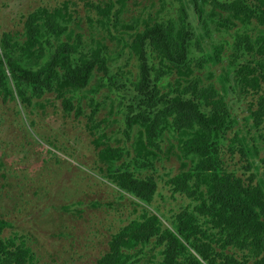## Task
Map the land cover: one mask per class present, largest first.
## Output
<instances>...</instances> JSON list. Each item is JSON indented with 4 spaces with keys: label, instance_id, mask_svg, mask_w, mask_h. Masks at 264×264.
Instances as JSON below:
<instances>
[{
    "label": "trees",
    "instance_id": "16d2710c",
    "mask_svg": "<svg viewBox=\"0 0 264 264\" xmlns=\"http://www.w3.org/2000/svg\"><path fill=\"white\" fill-rule=\"evenodd\" d=\"M180 1L178 19L147 21L126 34L125 50L117 56L128 54L135 73L124 72L103 42L106 34L123 31L117 25L127 0L91 3L102 18L86 16L88 34L66 1L37 7L24 18L21 33L0 36V97L6 104H40L45 110L34 99L50 93L65 115H80L81 94L95 77L93 93L106 85L120 92L118 103L112 99V114L100 120L103 106L92 100L90 132L98 135L100 161L123 160L106 173L122 198L134 199L136 214L111 235L95 264H139L150 253L152 264H264V179L257 173L262 134L252 144L240 136L235 111L243 104L241 120L256 129L264 125V0ZM212 4L226 11L223 22L207 14ZM209 22L240 32L233 42L202 49L197 29ZM217 65L221 69L213 70ZM112 115L119 125L115 134L124 138L120 146L109 144L105 132ZM164 145L170 148L164 156L174 153L179 161L167 184L183 205L171 217L149 208ZM236 151L241 157L232 168ZM11 226L0 219V264H35L34 252L21 240L25 236H5Z\"/></svg>",
    "mask_w": 264,
    "mask_h": 264
},
{
    "label": "rangeland",
    "instance_id": "374dc122",
    "mask_svg": "<svg viewBox=\"0 0 264 264\" xmlns=\"http://www.w3.org/2000/svg\"><path fill=\"white\" fill-rule=\"evenodd\" d=\"M66 1L86 34L90 31L86 16L91 14L94 18H102L99 12L90 7L91 3L101 0H0V36L4 32H11L12 35L21 33L24 18L37 7H55ZM180 2L127 0L117 25V30L123 31L115 36L108 33L105 35L107 40H102L113 58L117 53L124 52L126 34L134 32L137 27L152 20L178 19L183 8ZM214 5L207 7V14L220 15L221 18L217 17V20L223 22L226 11ZM102 8L105 9L103 4ZM187 13L191 18V8L187 9ZM220 22L201 24L197 29L196 41L200 42L202 49L212 50L215 46L226 45V41L236 39L240 31L233 33ZM92 31L101 35L94 29ZM117 63L124 72L136 71L126 53L117 56ZM220 65L213 70L221 69ZM97 80L98 77L93 79L90 88L95 86ZM105 81L102 79L103 84ZM90 88L81 94L84 112L80 115H65L62 102L50 93L42 99H34V102H44L47 106L45 110L40 109V104L30 108L19 101L6 104L0 97V219L12 224L11 228L5 230V236H25L21 240L34 252L35 264H95L108 250L111 235L136 214L131 204L134 199L131 195L122 198L119 188L106 173L107 168L123 160L112 164L100 161L101 147L94 143L98 135L90 132L92 100L103 106L96 116L100 120L112 114V99L115 98V103H118L120 92L110 89L108 85L101 86L97 93ZM75 104L77 106V102ZM244 106L241 104L235 109L240 116H237L239 134L251 144L262 134L258 140L260 156L257 159V173L259 179H264V125L261 129L248 127L252 122L241 120L245 114ZM112 116V126L105 132L112 138L109 144L120 146L124 138L115 134L119 125L117 127L116 123H112L116 119ZM126 143L133 144V137ZM169 149L168 145H164L162 151L158 152L159 157ZM240 157L236 151L229 167L233 168ZM156 165L157 194L153 206L149 208L154 212L157 208L165 216L171 217L178 210L177 206L183 205L180 197L172 195L167 184V174L177 172L179 161L173 153L164 156ZM151 256L150 253L143 257L139 264H152L149 262Z\"/></svg>",
    "mask_w": 264,
    "mask_h": 264
}]
</instances>
